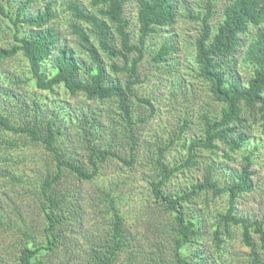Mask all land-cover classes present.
I'll list each match as a JSON object with an SVG mask.
<instances>
[{
	"label": "trees",
	"instance_id": "obj_1",
	"mask_svg": "<svg viewBox=\"0 0 264 264\" xmlns=\"http://www.w3.org/2000/svg\"><path fill=\"white\" fill-rule=\"evenodd\" d=\"M128 1L90 0V8L78 0L66 1L62 5L63 13L70 16L68 22L76 35L77 47L61 43L60 30L55 26L59 16L55 0L0 1V12L15 29V42L0 44V66L19 54L28 63L24 77L17 73L2 74L0 69V235L14 234L19 245L15 264H48L43 255L56 253L60 244H66L63 233L72 223L80 221L79 193L63 188L68 175L80 182L91 181L100 173V166L112 158L134 164L141 146L134 126L132 98L136 96L133 88L140 81L138 67L145 57L147 39L159 28L176 24L179 5L177 0H137L139 32L138 41L133 42L130 21L125 16ZM206 9L205 14L188 11L192 19L202 23L195 43L197 76L208 84L222 109L218 117L205 115L203 135L189 142L187 156L181 163L169 165L164 161L167 147L157 149V173L150 184L154 201L172 218L169 228L173 256L172 260L162 258L152 263L232 264V229L239 226L242 242L250 248L248 264H264V215L253 221L240 216L235 207L240 195L254 189L256 172L251 154L243 157L241 170L229 182L222 183L215 177L213 167L208 166L203 180L192 183L184 191L165 190L171 178L197 164L200 150L224 148V155L231 159L233 153L243 149L251 136L250 118L259 122L264 132V0H231L224 7V18L215 31L210 21L211 0ZM175 49L168 41L153 58L157 62L168 61L167 55ZM240 57L252 68L247 83L235 75ZM29 82L42 91L56 92L57 87H63L73 96L83 95L100 104L114 102L124 121L123 139L127 145L119 146L116 137H110L111 133L117 134L118 126L111 122L108 127L100 109L87 108L81 112L73 108L67 115V121H72L67 123L63 111L71 105L57 104L51 110L39 97L27 101L19 90ZM137 98L150 107V115L155 113L150 97ZM71 127L82 132L86 139L88 164L70 157L62 147L67 134H72ZM34 144L43 146L55 159V170L42 177L36 194L38 217L43 220L40 226L35 217L28 220L10 194L24 188L29 181L18 168V163L24 160L18 159L14 152ZM209 191L213 196L229 195V206L225 212L218 213L212 231L213 247L204 242L207 225L200 212L190 216L187 211V205H193L196 198ZM102 194L104 197L100 199L111 214V233L93 251L91 262L115 264L125 253L127 264H132L146 251L135 243L137 237L126 226L112 193L105 190ZM252 233L258 235V242ZM9 251V245L0 243V264H8V256L13 254Z\"/></svg>",
	"mask_w": 264,
	"mask_h": 264
},
{
	"label": "rangeland",
	"instance_id": "obj_2",
	"mask_svg": "<svg viewBox=\"0 0 264 264\" xmlns=\"http://www.w3.org/2000/svg\"><path fill=\"white\" fill-rule=\"evenodd\" d=\"M3 1L4 0H0ZM59 11L55 21L61 33V43L77 47L76 35L69 26V14L63 13V4L68 0H55ZM86 8L91 7L90 0H78ZM178 18L174 26L159 28L158 32L147 39L145 57L139 64L138 73L140 81L135 84L133 91L134 123L138 130L141 146L138 148L134 164L128 165L118 158H112L100 166V173L91 181L80 182L72 175L66 177L63 188L72 193H79V205L82 210L80 221L72 223L65 232L66 244H60L57 252L45 253L43 258L48 264H92L93 251L99 248L109 237L111 214L108 213L102 191H108L115 197L120 212L124 216L126 226L132 229L137 237L135 243L141 244L145 255H140L132 264H153L152 260H172L170 221L171 216L164 213L154 201L150 181L157 173L156 159L158 147H167L164 161L169 165L181 163L187 156L189 142L203 135L204 117H218L222 104L214 100L209 86L197 76L196 40L201 32V21H196L189 16V10L195 15L205 14L208 0H177ZM213 13L210 19L215 31L221 24L223 10L231 0H211ZM45 2V1H43ZM125 16L130 21L129 31L133 42L138 41L139 24L137 0H129L125 6ZM14 26L9 19L0 12V44L10 45L15 42L13 37ZM251 36V35H250ZM170 42L176 49L167 55L168 61L157 62L154 60L161 46ZM2 74L9 76L17 73L26 76L28 63L19 54L16 58L7 60L0 66ZM235 75L243 83H247L252 76V68L246 65L242 57L238 58ZM9 85V81L7 82ZM23 97L27 101L41 98L44 105L51 110L57 104L71 105L63 111L65 122L71 109L89 110L100 109L102 120L110 127L111 122L116 123V137L118 145L126 146L124 140V121L120 110L114 102L100 104L86 99L83 95L73 96L63 87H57L56 92H47L37 89L31 82L24 83L21 87ZM150 97L155 105V113L151 114L150 107L139 101L137 97ZM187 121V126H184ZM251 136L243 149L227 158L225 149L217 151L200 150L197 164L185 169L173 177L165 186L167 192H181L189 188L192 183L203 180L208 166L213 167V173L222 183L229 182L243 166V157L252 155L254 189L252 192L240 195L235 201L236 212L250 220H260L264 215V132L259 122L250 118ZM139 122V123H136ZM72 134L64 139L62 147L70 157L87 162L88 153L84 149L85 137L83 133L71 127ZM119 136V139L117 138ZM123 139V140H122ZM119 148V147H118ZM14 152L18 159L19 170L27 175L28 182L24 188L15 189L10 194L17 206L28 216V220L35 217V222L40 226L43 223L38 217L37 195L39 183L47 172L55 170L54 155L40 144H34ZM123 150V148H121ZM229 206V195L213 196L212 192L202 193L194 200L193 205H187L190 216L196 211L206 221V236L204 242L212 246V231L218 221V213L225 212ZM234 235L230 248L232 264H248L250 248L242 242V228L233 226ZM254 241L258 242V235L252 233ZM13 233L0 235V243L9 245L8 264H15L14 257L18 254L19 245ZM4 247V246H3ZM2 247V248H3ZM140 247V245L138 246ZM4 249V255L6 249ZM233 256L236 260L233 262ZM11 257V258H10ZM15 261V262H14ZM115 264H127L126 255L122 253Z\"/></svg>",
	"mask_w": 264,
	"mask_h": 264
}]
</instances>
